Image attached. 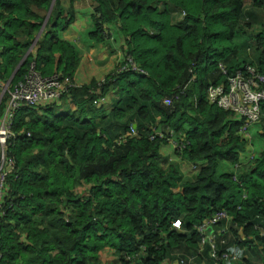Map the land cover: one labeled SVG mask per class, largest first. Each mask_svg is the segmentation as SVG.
I'll list each match as a JSON object with an SVG mask.
<instances>
[{"label":"trees","instance_id":"16d2710c","mask_svg":"<svg viewBox=\"0 0 264 264\" xmlns=\"http://www.w3.org/2000/svg\"><path fill=\"white\" fill-rule=\"evenodd\" d=\"M247 1L91 0L89 35L102 40L115 24L125 58L143 72L117 70L124 60L100 80L79 84L75 46L58 37L72 21L60 0H0V81L22 58L10 83L31 61L43 74L58 71L76 83L57 100L73 109L58 110L55 101L20 106L14 115L0 264H101L103 249L112 251L113 264H214L194 227L219 209L228 219L211 229L227 232L215 251L220 256L232 244L238 253L217 264H264V148L242 164L241 119L205 97L209 84L225 83L236 69L262 71L264 22L245 42L251 26L244 12L264 19V0ZM51 3L33 53L26 52ZM239 37L237 55L232 40ZM248 43L257 48L252 58ZM111 91L121 96L103 106ZM260 109L263 116L264 102ZM130 126L135 133L124 135ZM169 138L184 143L172 150L194 164L193 175L159 153Z\"/></svg>","mask_w":264,"mask_h":264},{"label":"built area","instance_id":"2783aa9c","mask_svg":"<svg viewBox=\"0 0 264 264\" xmlns=\"http://www.w3.org/2000/svg\"><path fill=\"white\" fill-rule=\"evenodd\" d=\"M128 69L141 71L134 66L130 58L126 57L125 62L119 65L117 70ZM222 72L224 73V70ZM4 83L5 81H0V100L5 92V98L0 104V213H2L3 200L7 192L6 179L14 168V159L9 151L11 139L14 136L12 121L16 111L20 106H38L55 102L70 87L76 85L58 71L41 73L33 61L29 62L20 79L12 83L9 81L6 86ZM205 97L208 103L228 110L234 118L241 119L238 131L246 135L250 125L256 122L261 115L260 103L264 102V66L262 71L250 65H246L243 70H234L226 75L225 83L209 84L205 90ZM134 133L133 126H130L124 135ZM168 140L178 150L184 146V143L175 144L170 138ZM176 157L181 159L179 155ZM190 164L194 169V164ZM222 219H228V215L224 210L219 209L194 227L199 236V244L207 243L209 245V256L214 259V264H217V260L220 258L228 263L237 259L236 253L226 249L220 256L215 251L214 243L217 241L219 244H223L226 240L220 234L226 233L227 230L222 227L219 231H213L211 224ZM172 225L178 228L179 221L175 220ZM176 256L177 262L182 263V257L178 253ZM191 259V257L186 258L187 262H190Z\"/></svg>","mask_w":264,"mask_h":264},{"label":"crops","instance_id":"0c3cea01","mask_svg":"<svg viewBox=\"0 0 264 264\" xmlns=\"http://www.w3.org/2000/svg\"><path fill=\"white\" fill-rule=\"evenodd\" d=\"M60 5L62 7V14L72 17V21L66 28L58 32V37L68 40L75 46L76 55L79 57L78 64L73 74V79L76 83H87L92 79L98 81L125 60L123 38L115 24H108L107 28L109 30V35L102 40L96 41L89 35L92 29L91 0H60ZM44 17L43 23H41L38 31L34 34L26 52L31 51V53H33L34 43L40 36V32L45 23L44 21L47 18L46 14ZM218 66L222 72L224 69L221 65ZM118 98L119 96L111 91L102 98L100 103L103 104V106L114 105ZM55 106H57L56 109L58 110H67V108L73 109V106L65 101L64 103L56 101ZM262 114L263 116L261 115L256 122L250 125V136L252 135L253 138H259L263 133L264 112ZM159 153L165 158L176 160L178 169L183 175H193L194 169L191 167L190 162L175 157L170 142L160 145ZM258 153L259 152H242L239 155V161L245 164V160L249 158L250 154L256 156ZM221 167L223 168V166ZM263 233L264 229H258V234L260 236H262ZM227 248L237 255L238 252L232 244H229ZM259 248L264 257V244L260 245ZM99 257L101 264H113L114 256L111 250L103 249L99 253Z\"/></svg>","mask_w":264,"mask_h":264},{"label":"rangeland","instance_id":"374dc122","mask_svg":"<svg viewBox=\"0 0 264 264\" xmlns=\"http://www.w3.org/2000/svg\"><path fill=\"white\" fill-rule=\"evenodd\" d=\"M247 4H248V2L246 0V5ZM249 10H250V8L247 9V10H245V12H244V15H246L248 17V20H249L250 26H251L245 32V34H246V40H245V42L248 40V38H250L252 36V34L253 35L255 34V30H258L259 27L264 22V19L263 18H260V20L258 21L257 16H255V14L249 13ZM251 11L258 12L259 10L254 9V8L253 9L251 8ZM247 36H248V38H247ZM236 41L238 43H236L233 40H232V43H233L234 46L238 47V49H237V55H239L240 54V51H241V49H239V46H241L243 44V39L239 37ZM245 42H244V45H245ZM256 50H257V48L254 47L251 43H248V45H246V47H245V52L247 53V55L249 56V58H252L255 55ZM114 93H116V95H118L119 97L121 96L119 93H117V91H114ZM244 136L247 138V142H246L247 147L246 148H247V151L248 152H258L261 148H264V140H263V138H260V137L259 138H256V137L253 138L252 135L250 136V129H248L247 134L244 135ZM194 171H195V168H194ZM166 264H176V263L175 262H171V263H168L167 262Z\"/></svg>","mask_w":264,"mask_h":264},{"label":"water","instance_id":"95a60500","mask_svg":"<svg viewBox=\"0 0 264 264\" xmlns=\"http://www.w3.org/2000/svg\"><path fill=\"white\" fill-rule=\"evenodd\" d=\"M51 5H52V3L50 4V6H49V8H48V10H47L46 17H47V15H48L49 11H50ZM21 60H22V58H21ZM21 60L16 64V66L14 67V69L12 70V72L10 73V75L8 76V78L5 80V83H4L5 86H6V84L10 81V79H11L13 73L15 72L16 68H17L18 65L20 64ZM0 95H1V93H0ZM157 130H159V125L157 126Z\"/></svg>","mask_w":264,"mask_h":264}]
</instances>
